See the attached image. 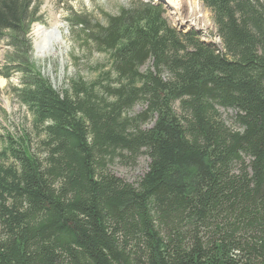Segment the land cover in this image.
<instances>
[{"label":"trees","instance_id":"obj_1","mask_svg":"<svg viewBox=\"0 0 264 264\" xmlns=\"http://www.w3.org/2000/svg\"><path fill=\"white\" fill-rule=\"evenodd\" d=\"M198 1L218 46L135 2L89 35L115 79L57 93L20 53L37 1L0 0L14 91L43 134L42 157L23 137L1 153L0 264H264V0ZM142 155L134 184L107 169Z\"/></svg>","mask_w":264,"mask_h":264},{"label":"rangeland","instance_id":"obj_2","mask_svg":"<svg viewBox=\"0 0 264 264\" xmlns=\"http://www.w3.org/2000/svg\"><path fill=\"white\" fill-rule=\"evenodd\" d=\"M38 3V21L30 26L28 40L30 50L23 53L27 60V68L32 75H37L46 81L57 93L68 91L74 81L85 84L113 81V75L104 78L103 74L110 71L108 54L98 50L89 35L95 30L96 25H106L108 17L117 16L121 10L130 9L132 3H146L162 6V18L169 26L180 32L194 30L199 33L202 41L219 45L216 30L209 10L204 8L198 0H36ZM195 8V10L193 9ZM82 19L87 25H80L77 20ZM57 21L61 44L55 51L48 49L45 56L40 57V40L32 37L31 30L35 24L44 28ZM220 47V46H219ZM12 48L5 41L0 43V165L7 167L11 160L1 153L7 148L8 138L19 141L25 138L31 153L42 157L43 150L40 146L43 134L34 125L32 115L20 103L15 91L22 86L23 75L21 72L10 71L8 65L13 61ZM16 57V55H15ZM16 59V58H15ZM150 66L147 63L141 70ZM3 74H10L5 78ZM109 80V81H108ZM111 83V82H110ZM96 86L95 92H98ZM143 106L135 105L128 113L130 116L141 112ZM178 112L177 105L174 106ZM227 125L231 124L234 112L219 110ZM152 122L145 125L150 127ZM148 158L140 156L131 166L122 165L118 160H113L107 166L110 173L128 182L135 183L147 170Z\"/></svg>","mask_w":264,"mask_h":264},{"label":"bare ground","instance_id":"obj_3","mask_svg":"<svg viewBox=\"0 0 264 264\" xmlns=\"http://www.w3.org/2000/svg\"><path fill=\"white\" fill-rule=\"evenodd\" d=\"M163 1H169V0H163ZM195 10V8H193ZM59 24L57 21H54L49 28H44L42 26H39V24H35V26L31 30L32 37L35 40H40L38 47L40 57H43L47 53V48L55 51L56 47H58L61 44V35H59ZM47 46V48H46Z\"/></svg>","mask_w":264,"mask_h":264}]
</instances>
